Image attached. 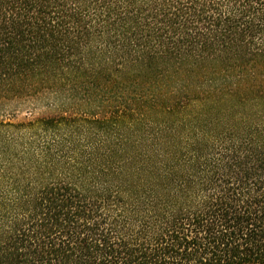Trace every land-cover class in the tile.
<instances>
[{"label": "trees", "instance_id": "obj_1", "mask_svg": "<svg viewBox=\"0 0 264 264\" xmlns=\"http://www.w3.org/2000/svg\"><path fill=\"white\" fill-rule=\"evenodd\" d=\"M0 264H264V0H0Z\"/></svg>", "mask_w": 264, "mask_h": 264}, {"label": "rangeland", "instance_id": "obj_2", "mask_svg": "<svg viewBox=\"0 0 264 264\" xmlns=\"http://www.w3.org/2000/svg\"><path fill=\"white\" fill-rule=\"evenodd\" d=\"M25 112V111H24ZM24 112H23V114L22 115H24Z\"/></svg>", "mask_w": 264, "mask_h": 264}]
</instances>
